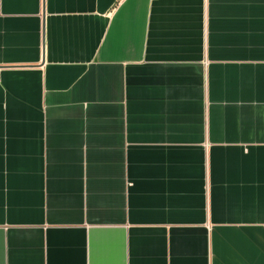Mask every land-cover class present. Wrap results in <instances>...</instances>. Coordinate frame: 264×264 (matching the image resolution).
I'll return each mask as SVG.
<instances>
[{
	"label": "crops",
	"instance_id": "crops-1",
	"mask_svg": "<svg viewBox=\"0 0 264 264\" xmlns=\"http://www.w3.org/2000/svg\"><path fill=\"white\" fill-rule=\"evenodd\" d=\"M0 264H264V0H0Z\"/></svg>",
	"mask_w": 264,
	"mask_h": 264
},
{
	"label": "built area",
	"instance_id": "built-area-1",
	"mask_svg": "<svg viewBox=\"0 0 264 264\" xmlns=\"http://www.w3.org/2000/svg\"><path fill=\"white\" fill-rule=\"evenodd\" d=\"M123 1V0H120V2Z\"/></svg>",
	"mask_w": 264,
	"mask_h": 264
}]
</instances>
